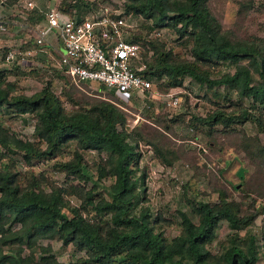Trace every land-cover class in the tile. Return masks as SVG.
Wrapping results in <instances>:
<instances>
[{
    "label": "trees",
    "instance_id": "obj_1",
    "mask_svg": "<svg viewBox=\"0 0 264 264\" xmlns=\"http://www.w3.org/2000/svg\"><path fill=\"white\" fill-rule=\"evenodd\" d=\"M87 2L61 0L60 8L82 18L80 8ZM124 12L141 14L155 27L170 26L183 37L184 44H190L193 57L177 53L157 36L136 33L132 40L144 38L141 53L147 62L140 72L153 80L164 77L170 87L180 85L189 75L209 87L226 84L239 98L251 99L250 105L239 109L218 105L205 114L193 113L191 124L208 126L210 135L237 133L239 147L263 166L264 143L259 134L248 133L236 124L252 118L264 130L263 115L254 113L255 107L264 105V45L223 28L209 0H127ZM36 17L44 15L33 8L29 18ZM219 60H228L235 69L212 76L208 65ZM58 74L66 78L60 93L51 84L27 93L18 90L16 79L0 73V113L11 110L36 116V138L23 137L0 121V264H64L52 244L41 242V238L73 243L86 251L87 257H80L84 262L258 264L255 233L239 232L253 223L258 210H245L242 201L230 197L226 189H221L216 202L198 201L194 206L198 222L187 209H180L181 229L167 236L158 222L160 215L153 218L150 206L140 203L145 184L141 187L143 177L138 174L143 154L139 142L146 139L153 143L164 162H173L177 152L161 147L157 137L160 129L151 132L148 125H128L125 101L115 88L100 83L90 90L88 81H76L61 66ZM62 96L72 107L65 105ZM89 148L105 153L92 167L96 179H111L105 183L107 194L97 191L96 182L89 187L80 182L63 185L48 170L21 167L13 155L21 153L22 160L30 162L65 149V157L56 161L57 166L68 176L88 180L91 175L85 149ZM243 170L241 176H245ZM72 195L80 202L72 201ZM223 219L233 231L215 253L207 245L216 237Z\"/></svg>",
    "mask_w": 264,
    "mask_h": 264
},
{
    "label": "rangeland",
    "instance_id": "obj_2",
    "mask_svg": "<svg viewBox=\"0 0 264 264\" xmlns=\"http://www.w3.org/2000/svg\"><path fill=\"white\" fill-rule=\"evenodd\" d=\"M27 1L0 0V73L5 72L8 78L16 79L19 91L31 93L51 84L55 91L60 93L66 79L58 74L60 41L53 37L52 40L48 39L39 45L35 35L38 26L46 21L45 11L49 2L33 0L35 6L29 7ZM87 1L88 4L80 8L83 15L90 16L102 11L110 14H130L136 24L124 33L128 39L134 38L136 33L157 36L177 53L193 57L190 44H184L183 37L172 27H155L152 26L151 19L141 14L124 12L127 0ZM60 2L61 0H56L55 3L60 6ZM209 7L223 28L230 30L234 36L253 39L264 45V0H209ZM33 8H38L44 17H36L35 20L29 18ZM75 11L76 9H73V12ZM143 40L144 38H140L139 41L142 51L145 50ZM28 50L31 52L28 53ZM152 51L153 49H150V53ZM136 64L147 67L142 53ZM208 66L214 77L235 69V65L228 60H219ZM154 82L155 91L151 90L152 94L150 92L147 95H132L129 98L119 94L128 111V125H148L151 132L160 129L157 137L161 147L174 148L178 154L173 162H164L153 143L146 139L140 140L139 147L143 154L139 161L138 174L143 177L141 187L145 184L140 203L150 206L153 218L160 215L158 222L165 234L171 237L181 229L180 209H187L198 222L199 216L194 210L198 201L206 199L216 202L219 200L221 189H226L230 197L242 201L245 210H258L253 223L244 226L239 232L242 235L255 233L259 247L258 264H264V165L239 147L237 133L217 132L210 135L207 132L208 126L194 127L191 124L193 113L205 114L218 105L239 109L250 105L251 99L245 96L239 98L236 91L226 84L209 87L189 75L177 86H168L164 77L155 79ZM99 84L94 82L89 84L88 88L94 90ZM168 92L179 95L180 102L174 104V96ZM62 100L69 108L72 107L65 96H62ZM254 110L256 115L261 114L264 117V105L255 107ZM152 116L163 120L158 122ZM0 121L23 137L36 138V116L33 114L6 110L0 113ZM236 125L242 126L248 133L259 134L264 143V130L260 129L255 119L249 118L242 123L237 122ZM65 152V149H62L51 157L34 158L30 162L22 160L21 153L13 155L20 161L21 167L31 166L37 170H48L52 178L63 185L80 182L89 187L96 182L97 191L107 194L105 183L108 184L111 179H96L97 174L92 167L105 153L93 148L85 149L87 171L91 177L88 180H79L68 176L57 166L56 161L65 157ZM241 168H244L245 176L240 175ZM71 197L72 201L80 202L75 195ZM231 231L233 229L228 220L223 219L217 228L216 237L207 246L216 253L221 247V242ZM40 241L50 242L53 251L64 264H101L80 260L82 256L87 257V253L76 248L73 243L65 244L56 238H41Z\"/></svg>",
    "mask_w": 264,
    "mask_h": 264
},
{
    "label": "built area",
    "instance_id": "obj_3",
    "mask_svg": "<svg viewBox=\"0 0 264 264\" xmlns=\"http://www.w3.org/2000/svg\"><path fill=\"white\" fill-rule=\"evenodd\" d=\"M48 2L46 21L38 26L36 42L42 45L53 37L59 40L62 46L59 65L76 81L105 83L126 98L147 95V92L152 94L153 78L139 71L145 65L136 64L142 45L124 34L136 24L130 14L114 16L102 11L78 18L63 11L56 0ZM27 5L33 7L35 2L28 0ZM169 95L174 96V104L180 102L179 95Z\"/></svg>",
    "mask_w": 264,
    "mask_h": 264
},
{
    "label": "crops",
    "instance_id": "obj_4",
    "mask_svg": "<svg viewBox=\"0 0 264 264\" xmlns=\"http://www.w3.org/2000/svg\"><path fill=\"white\" fill-rule=\"evenodd\" d=\"M61 49H62V46L60 45V47H59V52H60V54H61Z\"/></svg>",
    "mask_w": 264,
    "mask_h": 264
}]
</instances>
